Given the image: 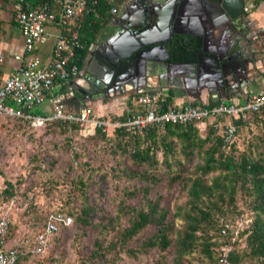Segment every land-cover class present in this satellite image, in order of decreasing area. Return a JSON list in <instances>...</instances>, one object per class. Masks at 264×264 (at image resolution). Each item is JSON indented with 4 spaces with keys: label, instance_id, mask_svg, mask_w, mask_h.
<instances>
[{
    "label": "trees",
    "instance_id": "obj_1",
    "mask_svg": "<svg viewBox=\"0 0 264 264\" xmlns=\"http://www.w3.org/2000/svg\"><path fill=\"white\" fill-rule=\"evenodd\" d=\"M53 1L60 0H26L31 7ZM260 1L262 0H255V5ZM111 3L107 0H96V4L92 6L96 15L103 21L109 15ZM88 14L91 16V11ZM83 21L76 23L83 45V48L76 52L74 59L78 65L81 64L94 29L89 27L91 18ZM198 45L199 41L192 39V50ZM174 47L170 52L171 61L187 57L181 54L186 53L185 51H178L177 44ZM159 102L163 103L164 107L169 105L170 100L165 98ZM260 115L264 123V110L248 112L245 118H231L235 133L229 144L224 142L223 127L217 129L209 122L203 131L194 123H167L163 127L153 125L141 130H128V133L123 130L119 133V130L115 129L120 139L119 144H123L131 162L162 169L169 176L168 182L182 183L187 201L176 206L174 213L170 215L169 211L160 205L159 198L151 201L147 197L148 189H143V200L139 208L120 205L114 216L102 217L98 225L93 221L95 208L91 206L82 205L78 210H67L76 228H98L104 237H110L105 243L99 239L94 240L93 249L88 255H84L82 261L93 264H118L122 260V253L134 258L146 255L154 249L164 254L172 250V264H192L188 257L196 250L201 260L207 261L208 264H218L217 247L224 239L220 233L221 227L225 223L245 219L249 223L244 225L233 243L229 254L230 261L232 264H264V129L261 138L263 146L256 149V153L247 151L235 155L234 149L237 129L246 126L250 119H259ZM53 123L68 125L64 121H53L46 126ZM70 128L75 130L77 127L73 124ZM93 135L104 139L107 134L96 130ZM192 162L196 163L195 166L187 171L186 167L191 166ZM217 171L220 172L207 182L206 176ZM184 172L188 174L187 180L183 177ZM128 176L135 178L136 174L128 173ZM137 177L159 182V179L147 176L144 172L139 173ZM75 184H78L82 192L84 184L81 180ZM3 192V195L10 196L16 193V190L13 185L6 183ZM129 196L133 197L135 194L130 193ZM50 213L45 217L41 229L33 235L42 231ZM125 214L128 218L124 221ZM174 220H179L182 227L172 238ZM124 222H127L126 225H123ZM68 228L69 225L58 223L51 241ZM147 228L152 229L148 236L144 235ZM10 236L12 223L9 228ZM23 261L31 264L33 258L26 255L18 264Z\"/></svg>",
    "mask_w": 264,
    "mask_h": 264
},
{
    "label": "rangeland",
    "instance_id": "obj_2",
    "mask_svg": "<svg viewBox=\"0 0 264 264\" xmlns=\"http://www.w3.org/2000/svg\"><path fill=\"white\" fill-rule=\"evenodd\" d=\"M6 11L9 12L8 5ZM8 30L18 42L21 37L18 28L9 26ZM48 32L55 33V30L47 27V35ZM50 41L51 37L48 36L47 42L39 47L41 56L50 50ZM12 61L15 62L13 58ZM5 63L9 64L8 60ZM35 110L41 113L40 106ZM258 117L260 118L255 121L250 119L246 126L237 129L235 155L247 151L256 153V149L263 146L261 138L264 123L262 116ZM107 119L112 123L115 121L110 116ZM206 124L207 122L198 126L200 131L205 129ZM75 130L63 123H53L38 130H32L17 121L0 124V189L10 183L20 197V208L11 220L10 237L33 235L41 229L45 217L52 211L71 218L69 228L51 241L50 251L44 257L34 259L31 264H93L82 261L84 255H88L93 249V241L99 239L105 243L106 239H110L109 236L104 237L98 228H76L67 210H78L82 205L91 206L95 208L93 221L98 225L102 217L114 216L120 205L139 208L143 200V189H148L147 197L151 201L159 198L160 205L170 215L174 213L176 206L187 201L182 183L168 182L169 176L162 169L133 164L124 151L123 144H119L120 139L115 129L108 128L104 139L94 135L85 137L80 135L79 129ZM195 164L192 162L191 166L186 167L187 171ZM177 171L176 169V173ZM143 172L159 179V182L137 177ZM186 172L183 173L185 180L188 177ZM219 172L207 175L206 181L209 182ZM128 173H135L136 177L129 178ZM80 180L84 184L82 192L78 184H75ZM130 193L135 196H129ZM123 217L124 221L128 218L127 214ZM173 225L172 238L182 227L179 220H174ZM230 227L235 228L236 225L232 224ZM151 233L152 229L147 228L144 235ZM121 255L122 260L118 264H172L173 251L169 250L164 254L153 249L146 255L134 258L123 253ZM188 258L192 264H208L201 260L197 250ZM21 264L28 263L23 261Z\"/></svg>",
    "mask_w": 264,
    "mask_h": 264
},
{
    "label": "built area",
    "instance_id": "obj_3",
    "mask_svg": "<svg viewBox=\"0 0 264 264\" xmlns=\"http://www.w3.org/2000/svg\"><path fill=\"white\" fill-rule=\"evenodd\" d=\"M11 1V20L19 30L22 45L19 53L12 57L16 66L6 75L0 73V124L17 121L32 130H38L49 122L64 121L68 127L74 124L80 135L86 137L98 129L104 132L108 127H122L128 131L153 125L163 127L167 123H194L200 126L209 122L217 129L223 127L224 142L229 144L235 133L231 118H245L248 112L264 110L263 90L250 95L241 103L225 104L220 101L214 106L201 108L182 104L167 110L162 109L158 93H144L137 98L144 114L133 115L127 121L117 124L98 118L87 106L69 112L62 104H56L49 115L33 114L32 110L44 103L55 84H67L78 75L79 68L74 59L83 45L76 22L83 13L94 12L92 6L96 0H60L59 11H54L47 2L31 7L26 0ZM252 8V4L244 6V12ZM111 11L114 13L116 9ZM49 24H56L58 32L50 55L44 57L38 50L47 42L46 27ZM3 62L4 55L0 52V66ZM3 193L0 190V264H18L26 255L37 259L44 257L50 251L51 239L58 223L68 225L71 218L52 212L41 232L21 238L9 237L13 214L20 208V197L16 193L10 196ZM247 223L248 220L241 219L221 227L220 233L224 239L217 247L218 264H232L229 254L233 246L230 248V245H233ZM232 224L236 227H230Z\"/></svg>",
    "mask_w": 264,
    "mask_h": 264
},
{
    "label": "crops",
    "instance_id": "obj_4",
    "mask_svg": "<svg viewBox=\"0 0 264 264\" xmlns=\"http://www.w3.org/2000/svg\"><path fill=\"white\" fill-rule=\"evenodd\" d=\"M107 1L112 2V8L104 21L96 15L95 11H92L91 16L88 14L89 12H85L80 17V20L76 22L81 23L86 18H91L89 27H94L92 30V38L81 60V64H77L79 68L78 75L71 78L67 84H55L50 93H48L44 103L40 106L41 113L37 112L35 108L32 110L33 114L49 115L56 104H62L65 110L69 112H76L78 109L87 106L92 109L98 118L106 120L110 116L115 120L113 123L117 124L127 121L133 115L144 114L143 108L137 102L138 96L144 93L156 92L162 101L165 98L169 99L170 103L167 106L165 105L166 107H163V103H160L162 109L167 110L170 107H178L182 104H190L201 108L209 107V104L216 105L220 101H223L225 104H231L233 102L241 103L250 95L264 90V1H260L255 5V0H244V6L248 7V5L252 4L253 8L244 13L245 16L238 22L239 25H230V22H225L212 31L201 28L195 22V16L189 13L190 10L195 13V3L185 5L184 15L179 18L175 30H173L175 33L174 37L170 43L168 42L169 40L165 41L164 46L167 48L169 55L172 52V48H175V44H177L178 51L182 50L186 52H182L181 54L187 55V57L183 59L178 58L176 61H173L176 63H180V61L184 62L185 60L195 61L196 58L193 57L194 53L196 51L200 52L203 49L221 56L230 57L233 54L239 57L245 56V61H249L247 62V90L245 88L241 89V92L233 90L227 95H222V93L219 91L215 92V90L209 92L210 90L207 89L197 93L195 88L188 89L182 83L183 79L191 72V67L185 64L177 65L176 69L173 68L172 72L164 70L161 71L163 74H157V76L147 77L145 79L136 78V81L133 83L125 77L119 85L116 84V89L113 92H108L106 94L107 96L104 95L103 91L108 87L100 89L98 86H95L96 84H104L105 82L102 75V73L105 74V71L101 68L99 62L101 61L100 54L105 55V53L110 51L107 43L110 41L112 35L111 29L115 27L114 23L117 21V18L124 13V5H126L124 0ZM51 3L49 4L52 9L59 11L60 1H53ZM6 5L9 6V12L6 11ZM112 9H116V12L112 13ZM11 11L12 1L0 0V13H2L0 16V52L4 55V62L0 66V73L3 75L9 73L16 66V62L12 61V57L19 53L22 45V38L20 37V40L17 42L13 33L8 30L9 26H15L11 20ZM159 24L161 23H158V26H154L153 34L150 30L149 35L147 34V38L151 43L140 48L149 49L147 53L150 58L146 63L158 62L162 57V52L157 49L156 42L164 41L168 39V36L165 33L164 27H159ZM47 27L53 28L55 33L48 32V36L51 37V46L50 50L47 51L48 53L42 55L44 57L50 55L58 32L56 24H49ZM129 38L128 44L131 40ZM192 39L199 41L198 47L194 50L190 47ZM134 43H137V41L134 40ZM15 45H17L16 48ZM210 53L209 55L211 56L212 54ZM6 60H8L9 64L5 63ZM201 62L204 68L211 67L207 58H202ZM160 70L161 68H159ZM90 96L92 97L89 98ZM107 121L111 122L110 119H107ZM111 128L118 129L119 133H122V130L128 133L122 127ZM107 130L104 132L107 133ZM32 258L33 260H38L35 257Z\"/></svg>",
    "mask_w": 264,
    "mask_h": 264
},
{
    "label": "water",
    "instance_id": "obj_5",
    "mask_svg": "<svg viewBox=\"0 0 264 264\" xmlns=\"http://www.w3.org/2000/svg\"><path fill=\"white\" fill-rule=\"evenodd\" d=\"M124 3H126L125 11L117 18L115 27L111 29L112 35L107 43L110 51L105 55L100 54V66L105 71V74L103 73V79L106 82L104 88L108 87L103 93L113 92L116 84L119 85L125 77L133 83L136 78H150L163 74L161 71L164 70L172 72L177 65L185 64L191 67V72L188 71L190 73L182 83L188 89L195 88L197 93L207 89L210 90L209 92L215 90L222 95H227L233 90L241 92V89L247 88V62L249 61H245V56L239 57L236 54L230 57L221 56L203 49L194 53L195 61L185 60L176 63L169 59L170 55L164 46L165 41L169 40L170 43L174 37L173 30L179 18L184 15L185 5L195 3V13L191 10L189 13L195 16V22L201 28L212 31L225 22H230V25H239L238 22L245 16L244 0H124ZM158 23H161L159 27H164L168 39L156 42L162 57L158 62L150 64L146 63L150 58L147 53L149 49L140 48L151 43L147 34L149 35V30L152 33L154 26H158ZM128 37L131 39L129 44ZM133 39L137 43H134ZM209 53L212 55L210 56ZM204 57L208 59L211 67L202 66L201 61ZM159 68H161L160 71Z\"/></svg>",
    "mask_w": 264,
    "mask_h": 264
},
{
    "label": "flooded vegetation",
    "instance_id": "obj_6",
    "mask_svg": "<svg viewBox=\"0 0 264 264\" xmlns=\"http://www.w3.org/2000/svg\"><path fill=\"white\" fill-rule=\"evenodd\" d=\"M116 1H119V0H116ZM102 68V67H101ZM100 69V68H99ZM102 75H103V73H102ZM105 83L106 82H104V84H96L95 86H99L98 88H104V86H105ZM101 86H103V87H101ZM89 87V86H88ZM104 95H106V93H104ZM107 96V95H106Z\"/></svg>",
    "mask_w": 264,
    "mask_h": 264
}]
</instances>
